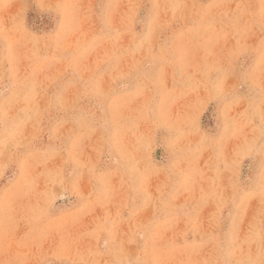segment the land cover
<instances>
[{
	"label": "rangeland",
	"instance_id": "1",
	"mask_svg": "<svg viewBox=\"0 0 264 264\" xmlns=\"http://www.w3.org/2000/svg\"><path fill=\"white\" fill-rule=\"evenodd\" d=\"M0 264H264V0H0Z\"/></svg>",
	"mask_w": 264,
	"mask_h": 264
}]
</instances>
